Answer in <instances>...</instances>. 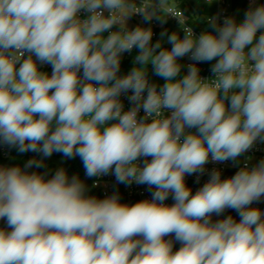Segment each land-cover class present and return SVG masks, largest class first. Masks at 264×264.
<instances>
[{"label":"clouds","instance_id":"clouds-1","mask_svg":"<svg viewBox=\"0 0 264 264\" xmlns=\"http://www.w3.org/2000/svg\"><path fill=\"white\" fill-rule=\"evenodd\" d=\"M134 13L146 22L170 14L185 23L169 0H0V143L44 157L79 156L90 178L111 172L118 183L155 189L151 200L127 205L118 194L86 196L83 182L64 169L46 180L19 166L0 168L7 224L0 264H264V212L250 207L264 198V160L228 179L214 170L194 195L185 183L210 156L235 161L264 141V33L254 43L264 6L239 24L226 18L218 27L212 18L219 35L196 38L184 27V38L169 35L171 49L159 52L150 28L128 30ZM114 25L119 30L110 32ZM134 47L137 67L118 76L121 54ZM189 53L197 62L216 60L213 78L193 64L175 79L178 58ZM37 61L51 65V75ZM148 64L166 80L159 91L148 82ZM128 91L133 107L124 111L119 97ZM32 166L43 161L25 168ZM170 193L171 206L164 203ZM226 209L240 220L211 221ZM172 235L182 245L177 251L164 239Z\"/></svg>","mask_w":264,"mask_h":264},{"label":"built area","instance_id":"built-area-1","mask_svg":"<svg viewBox=\"0 0 264 264\" xmlns=\"http://www.w3.org/2000/svg\"><path fill=\"white\" fill-rule=\"evenodd\" d=\"M205 7L203 9L204 15L202 20H198L197 17L194 14H187L185 13L175 2L173 4H169V9L174 11L176 15L180 16L181 13L183 14L185 18V23L182 26L179 23V19L176 16L173 15H167L164 16L163 22H161L159 19L154 17L151 21H145L143 19V16L141 14H131L129 17V22L133 24L134 26H140L142 28L147 29V24L155 25L157 30H166L167 26H169L172 29L174 27V33H177L179 35L180 39H183L185 36L184 27H190L193 30V34L196 38H198L202 33H212L214 35H219L218 32H215V30L210 25V20L212 18H215L217 26H222L223 22L226 18H229V15L231 13V6H232V0H203ZM262 0H246L247 9L246 12L251 9L254 5H259ZM130 3H135L137 6H140L142 4V0H129ZM210 7V10L209 7ZM105 16H107L109 13L107 10H104ZM89 13L85 12L84 10H81L79 13V16L81 19H86ZM159 16V13H157ZM128 30H133L132 28L128 27ZM119 25H114L111 31H118ZM153 36L152 39L157 38V33L152 32ZM264 33V29H259L257 31V35L254 39V41L258 40L259 35ZM110 33H104V36H107ZM150 44L151 41H150ZM171 45V44H170ZM172 46V45H171ZM136 48L134 47L130 52H125L121 54L123 58H128L133 51ZM27 55V54H26ZM191 53L185 55L184 57H181V61L183 64V68L186 73L189 71V66L195 64L196 67L199 69V74L204 79H211L213 78V73L211 71L212 66L216 63V60L210 61V62H197L190 58ZM218 59V58H217ZM39 70L42 72H46L49 75H51L52 67L49 64H43L41 65L39 61H37ZM19 65H17V68ZM82 75V70H81ZM128 75V74H127ZM148 82L150 85L154 84L157 87V91L161 88V86L156 85L148 76H147ZM132 95L131 91L124 92L119 97L120 101L123 104V110L128 111L131 107H133V104L129 101L128 97ZM145 97L147 95V92L145 91ZM227 103V102H226ZM168 113H166L167 115ZM144 111L141 108V110L138 112L137 118L138 120L144 117ZM150 122V118H149ZM183 139V137H182ZM11 154V147H9L6 144L0 143V157L7 158ZM148 160L151 159V157L147 158ZM144 157L139 158L137 163L140 167L144 166ZM261 160H264V141L257 139V141L254 142L253 146L245 153H243L240 157L237 158V160L232 161H224V162H214L211 160V156L209 157V162L205 165V170L203 173H194L192 175H185V183L186 186L191 189L192 194L194 195L200 188L203 187L205 183H207L210 179V173L214 170H218L221 174V179L223 180L227 175L226 173L229 170L239 171L240 169L244 168L245 165H247L248 168H254L256 167ZM93 187L101 194L103 198H107L113 194H115L116 190H119L121 194L127 199V200H134L137 203L144 201V200H151L152 199V191L155 189H149L147 185L143 184H137L135 182H132L131 184H121L118 183L115 175L111 172L107 175H101L94 177V180L92 182ZM166 205H173L175 201L172 198V194L170 193L168 198L164 201ZM264 203V198H261L259 201H254L253 204L250 207L259 208L262 212H264V208H260L259 206ZM217 215H212L211 221L215 223V218ZM237 222L240 220V216L235 219ZM4 224V219H0V229L2 228V225Z\"/></svg>","mask_w":264,"mask_h":264},{"label":"trees","instance_id":"trees-1","mask_svg":"<svg viewBox=\"0 0 264 264\" xmlns=\"http://www.w3.org/2000/svg\"><path fill=\"white\" fill-rule=\"evenodd\" d=\"M175 3L187 14H194L198 20L203 19V9L205 7L203 0H175ZM264 4V0L260 2V6ZM246 0H232V6H231V13L229 15V18H233L237 24L241 23L245 19L246 14ZM150 28L152 32H156L157 29L155 25L147 24V29ZM168 35L173 34L174 32L171 30L169 26H167V29L165 30ZM157 33V32H156ZM179 36V35H178ZM107 37V36H105ZM171 45H161L160 49H157V52L160 50H170ZM139 54V50L136 48L133 53L128 58H123L121 56V65L120 70L118 72V76H126L131 72V70L134 67H137V65L134 63L135 57ZM177 62L181 65V71L179 75L175 78L177 80L181 79L184 75L187 73L185 72L183 68V64L180 58H178ZM150 79L158 86H163L164 83H166V80L162 77H159L154 74V71L151 72ZM52 156L54 157H60L64 160L67 175L69 179L73 176H77L85 185L86 191L85 195L88 197H95L98 200L105 199L101 196V194L93 187L92 182L94 180V177H88L85 174V169L83 166V162L80 159L79 156H75L74 158H67L62 153L53 152ZM36 159V160H42L43 161V167L37 168L35 166H32L30 168H25V165L29 160ZM0 164L1 165H11L13 167L19 166L22 170L32 173L35 172L37 174L44 175V178L51 179L56 172L55 164L51 160L50 157H44L41 153L37 152H24L20 153L17 151L15 147H11V154L7 158L0 157ZM225 175L226 177L224 179H228L236 174V171L229 170ZM115 194L119 195L120 203L127 204V205H134L137 202L134 200H127L119 190L115 191ZM260 208H264V203L259 206ZM227 216H232L234 219L239 217V214L234 209H226L221 215H217L215 218V221L221 220L226 218ZM7 228V224L4 221V224L2 225V228ZM10 230V229H9ZM165 240H171L173 242V251H177L182 245L179 241H176L174 238V235L172 236H166L164 238Z\"/></svg>","mask_w":264,"mask_h":264},{"label":"rangeland","instance_id":"rangeland-1","mask_svg":"<svg viewBox=\"0 0 264 264\" xmlns=\"http://www.w3.org/2000/svg\"><path fill=\"white\" fill-rule=\"evenodd\" d=\"M174 2H175V0H169V4H173ZM262 6H264V4ZM208 7H209V5H208ZM256 7H260V6L259 5H254V6L251 7V9H254ZM208 10H210V7H209ZM159 15H162V14L159 13ZM163 20H164V17H163ZM163 20H160V21L163 22ZM127 26L130 27V28H132V29H135L136 28V26H134L133 24H131L129 22V20H127ZM172 29H173L172 30L173 32L176 31V30H174V27H172ZM156 32H157V38H154V39L151 40V43L153 45L155 43H157L158 41L161 43V45H166V46L170 45V43L168 42V36L169 35L168 34H166L164 36L161 35V33H167L166 31H164V30H157ZM254 43H255V41H254ZM250 47H251V45L247 46L246 47V51H247V48H250ZM146 68H147V76L150 78L151 72L153 71V66L151 64H148L146 66ZM188 131L194 132L195 129H191V130H188ZM51 160L55 164L56 171L59 170V169H64L66 171V173H67L66 166H65V162H64L63 159H61L60 157H54V156L51 155ZM4 167H13V166H11V165H1L0 164V168H4ZM5 222H6V220H5Z\"/></svg>","mask_w":264,"mask_h":264},{"label":"crops","instance_id":"crops-1","mask_svg":"<svg viewBox=\"0 0 264 264\" xmlns=\"http://www.w3.org/2000/svg\"><path fill=\"white\" fill-rule=\"evenodd\" d=\"M5 221V220H4Z\"/></svg>","mask_w":264,"mask_h":264}]
</instances>
